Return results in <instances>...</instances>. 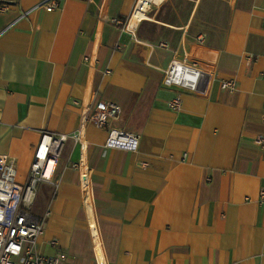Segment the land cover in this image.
Segmentation results:
<instances>
[{
  "label": "crops",
  "instance_id": "1",
  "mask_svg": "<svg viewBox=\"0 0 264 264\" xmlns=\"http://www.w3.org/2000/svg\"><path fill=\"white\" fill-rule=\"evenodd\" d=\"M50 2L0 0V152L25 182L41 132L72 133L97 100L120 105L111 126L140 143L111 148L106 129L88 128L91 205L72 168L84 153L66 143L32 208L45 221L38 252H65L64 264H264V0H165L141 40L110 21L136 0ZM194 45L218 54L199 63L212 74L205 95L164 84Z\"/></svg>",
  "mask_w": 264,
  "mask_h": 264
},
{
  "label": "built area",
  "instance_id": "2",
  "mask_svg": "<svg viewBox=\"0 0 264 264\" xmlns=\"http://www.w3.org/2000/svg\"><path fill=\"white\" fill-rule=\"evenodd\" d=\"M164 1L136 0L134 9L127 19L114 18L110 21L141 40L153 22L149 15L150 9ZM57 6L58 0H51L47 9L52 11ZM6 8V5L1 6L2 10ZM217 58V53L194 45L185 51L183 59H174L165 70V86L205 95L212 82V74L201 69L199 63L203 61L217 63ZM111 73L112 70L107 67L97 78L98 93L102 94V88L108 83ZM221 86L224 90L234 92L238 82L235 79H227L222 81ZM182 102V96L177 94L169 100L168 105L178 111L182 108ZM84 111L81 124L72 133L48 130L41 132L25 182L18 179L14 160L0 152V264H64L68 260V254L65 252L60 251L51 256L38 252L36 246L45 232V221L38 218L32 210L40 183L53 180L57 163L68 141L74 140L84 153L79 161L72 164V168L79 174L86 205H91L93 201L92 166L85 155L90 145L87 137L88 128L96 126L106 129L109 133L108 147L138 150L139 136L111 126L112 121L122 112L120 105L97 100ZM256 141L264 147V135H259ZM259 202L264 207V188L259 193Z\"/></svg>",
  "mask_w": 264,
  "mask_h": 264
},
{
  "label": "bare ground",
  "instance_id": "3",
  "mask_svg": "<svg viewBox=\"0 0 264 264\" xmlns=\"http://www.w3.org/2000/svg\"><path fill=\"white\" fill-rule=\"evenodd\" d=\"M96 246H97L98 252L100 253V248H99V245H98V241L97 240H96Z\"/></svg>",
  "mask_w": 264,
  "mask_h": 264
}]
</instances>
